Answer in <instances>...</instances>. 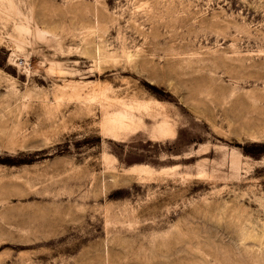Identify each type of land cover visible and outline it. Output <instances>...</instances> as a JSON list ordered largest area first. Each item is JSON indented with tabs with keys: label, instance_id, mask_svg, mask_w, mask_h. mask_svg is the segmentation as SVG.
I'll list each match as a JSON object with an SVG mask.
<instances>
[{
	"label": "rangeland",
	"instance_id": "obj_1",
	"mask_svg": "<svg viewBox=\"0 0 264 264\" xmlns=\"http://www.w3.org/2000/svg\"><path fill=\"white\" fill-rule=\"evenodd\" d=\"M0 264H264V0H0Z\"/></svg>",
	"mask_w": 264,
	"mask_h": 264
},
{
	"label": "bare ground",
	"instance_id": "obj_2",
	"mask_svg": "<svg viewBox=\"0 0 264 264\" xmlns=\"http://www.w3.org/2000/svg\"><path fill=\"white\" fill-rule=\"evenodd\" d=\"M95 83H92V84L87 83V84L89 85L88 87H90L91 85H93ZM99 83H100V81H99ZM66 84H67V82H66ZM70 84L68 83V86H67L70 89L69 92H67L66 89L62 90V88H64V87H61L62 85L61 86L58 85L59 87H61V88H59L58 94H60V89L62 90L61 92H63V91H65V92L61 93V95L55 94L56 100L61 99V102H62V100L66 99L67 97H68L67 100H77V101L79 99L82 101H84V100L91 101V100H100V99L106 98L108 101L107 106H111V105L116 106L115 108H118V109L117 110H111V111L105 110L103 112V114L105 115V118L103 120H101V122H100V129L102 131L109 132L113 136H117L118 132H120V130L123 131L126 128L132 127V124H133L132 119L134 118V116L130 114L131 106L126 104L123 101H117V100H116V102L111 101L112 99H109L110 96L108 95V91L110 90L111 86L105 85L104 83H100V85L98 84L97 86L95 85V86L88 88L89 90H87V92H85V91H82L83 84L81 85L79 83L78 86L75 85L77 83H75L74 85H73V83L71 85ZM63 85H65V83ZM56 89H58V87ZM83 92H85V93H83ZM65 95H67L66 98H65ZM152 101L156 102V103L160 102V101L156 100L155 98H152ZM58 103H60V102L57 101V104ZM146 104H148V102ZM128 114L131 116V119L128 118ZM166 130H168V129L165 127L161 128V132H166ZM133 168H136V170L140 171V170L146 169V166L142 165V164H138V165L131 166V169H133Z\"/></svg>",
	"mask_w": 264,
	"mask_h": 264
}]
</instances>
